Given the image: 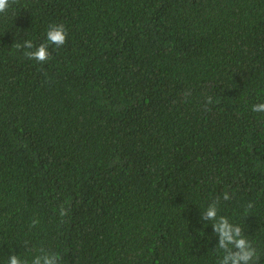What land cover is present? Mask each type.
Returning <instances> with one entry per match:
<instances>
[{
	"label": "trees",
	"instance_id": "obj_1",
	"mask_svg": "<svg viewBox=\"0 0 264 264\" xmlns=\"http://www.w3.org/2000/svg\"><path fill=\"white\" fill-rule=\"evenodd\" d=\"M61 23L47 62L13 46ZM258 103L264 0H15L0 14V264L41 249L219 264L202 219L217 199L264 264Z\"/></svg>",
	"mask_w": 264,
	"mask_h": 264
},
{
	"label": "clouds",
	"instance_id": "obj_2",
	"mask_svg": "<svg viewBox=\"0 0 264 264\" xmlns=\"http://www.w3.org/2000/svg\"><path fill=\"white\" fill-rule=\"evenodd\" d=\"M15 0H0V14H4L9 9L11 3ZM67 29L63 23L50 24L46 32V39L38 46L34 45L31 40H25L23 44L16 43L13 46L19 50L24 49L23 55L28 59H35L39 63L47 62L51 59L49 51L50 45L59 48L66 43ZM211 103V98L208 100ZM253 112L264 113V103H258L252 106ZM224 200L230 199L227 193L223 196ZM219 199L209 204L205 212L202 214V219L213 221L212 228L218 237L216 247L223 251V256L219 264H254L258 259V253L253 243L245 236L242 228L233 224L225 216H218ZM251 208V203L248 204ZM60 216L67 214V210L61 206ZM33 226L38 221L33 220ZM59 255L56 253H47L41 249V255H37L31 261V264H59ZM8 264H28V261L22 259L21 256L12 254L9 256Z\"/></svg>",
	"mask_w": 264,
	"mask_h": 264
}]
</instances>
